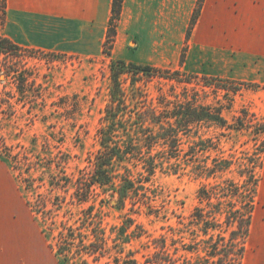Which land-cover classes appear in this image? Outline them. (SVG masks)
Masks as SVG:
<instances>
[{"label":"rangeland","instance_id":"rangeland-1","mask_svg":"<svg viewBox=\"0 0 264 264\" xmlns=\"http://www.w3.org/2000/svg\"><path fill=\"white\" fill-rule=\"evenodd\" d=\"M204 4L205 0H197L186 25L184 7L176 6L173 32L134 25L121 45L118 26L123 2L115 38L109 37L112 13L102 53L94 57L16 44L18 48L9 55L0 56V227L5 224L13 234L8 236L24 239L21 260L25 258V264H62L58 251L66 243H71L75 258L65 264H82L78 251L84 245L61 237L68 229L75 238L76 233L86 234L84 217L91 206V217L98 220L91 225L96 226L94 233H104L106 252L96 261L90 258L89 264H264V153H259L264 137L255 134L258 125H264V6H256L249 19L240 7L238 21H229L217 31L216 46L205 47L191 44ZM114 60L136 65L147 61L146 66L162 71L161 77L140 83L151 99L201 97L208 104L224 105L230 123L243 117L249 125L232 134L215 126L199 127L220 138L213 157L233 160L232 168L218 180L223 186L226 180L242 184L250 175L251 163L261 161V168L255 170L259 184L248 236L226 249L238 254L244 248L242 258L222 261L209 259L204 252H187L195 247L193 238L202 236L192 223L196 209L203 207L208 218L214 210L198 200L200 188L213 180L158 170L149 191L135 206L129 202L124 211L115 207L116 199L100 195L98 189L89 202L78 205L75 185L89 177L100 149L98 131L109 101ZM127 218L134 223L122 232ZM233 230L220 231L229 238ZM1 238L0 264L2 260L11 264L9 258L2 259L5 239ZM124 238L129 242L123 244ZM177 240L183 244H176Z\"/></svg>","mask_w":264,"mask_h":264},{"label":"trees","instance_id":"trees-1","mask_svg":"<svg viewBox=\"0 0 264 264\" xmlns=\"http://www.w3.org/2000/svg\"><path fill=\"white\" fill-rule=\"evenodd\" d=\"M123 2L124 0H113L112 28L109 33L112 39L116 35L115 28L121 16ZM6 15L7 0H0V56H7L14 48H18L1 33ZM161 74L160 69L150 66L136 65L123 60L112 61L109 101L98 131L100 149L93 159V169L89 177L80 178L75 185L78 205L89 202L91 193L98 189L100 195L110 197L111 200L116 199L115 207L124 211L129 202L135 206V202L149 191L148 184L152 182L158 170L166 169L172 174L188 172L196 179L213 180L210 185H203L198 191L200 204L214 208L210 212V218L206 216L203 207H198L192 221L204 239L196 240L202 236L193 238L195 247L187 252H204L209 259L219 258L218 260L222 261L233 256L237 259L242 258L244 248H241L238 254L226 249L228 244H237L248 236L259 184L255 170L261 168V161L257 158L255 163H251L253 168L250 175L244 177L246 180L242 184L226 180L224 182L226 186H223L218 180L232 168L233 160L213 157L220 138L215 135L209 136L199 127L215 126L232 134L242 131L249 125L245 123L243 117H237L230 123L223 114L226 108L224 105L208 104L203 102L201 97L151 99L140 83L161 77ZM127 80L128 87L125 85ZM258 126L259 130H256L255 134L264 137V125ZM259 153L260 155L264 153V141L261 143ZM247 167L249 168V165ZM240 176L243 178V173H240ZM243 188L246 194L242 191ZM247 198L248 202L245 201ZM139 204L145 203L140 201ZM93 212L94 207L91 206L84 217L87 222L84 227L86 234L76 233L75 238L73 237L75 232L68 229L66 235L61 237L66 241H77L84 245L78 251L82 264H89L90 258L96 261L99 257L105 256L106 252L102 246L105 242L104 233L101 235L94 233L96 226L91 225L92 222H98L95 217H91ZM133 223L134 220L125 219L121 231L131 228ZM233 227L236 230L230 232L229 238L220 231ZM215 231L219 232L216 241ZM128 242L126 238L122 241L123 244ZM177 243L183 244V241L177 240ZM70 244L66 243L65 247L58 251L60 257L64 258L62 264L75 258ZM163 247L161 246V249ZM232 247L233 245L230 246Z\"/></svg>","mask_w":264,"mask_h":264},{"label":"crops","instance_id":"crops-1","mask_svg":"<svg viewBox=\"0 0 264 264\" xmlns=\"http://www.w3.org/2000/svg\"><path fill=\"white\" fill-rule=\"evenodd\" d=\"M197 0H124L122 18L118 26V44L130 38L134 25L155 32H173L175 7L183 6L186 25ZM113 0H7L5 35L14 44L49 52L80 57H94L102 53L112 15ZM256 6L264 0H205L202 15L193 30L191 44L216 46L213 38L229 21H238L240 7L249 19ZM227 24V25H226ZM234 29L235 27L228 26ZM196 46V47H197ZM124 61V60H123ZM150 63V61L148 62ZM146 66L147 61L139 63ZM10 223V222H9ZM0 238L3 255L14 263L25 264V243L21 237L8 232L2 224ZM11 230V229H10ZM12 231V230H11ZM28 246V245H27ZM11 252V255H7ZM10 256V257H9ZM2 264H7L2 260Z\"/></svg>","mask_w":264,"mask_h":264}]
</instances>
